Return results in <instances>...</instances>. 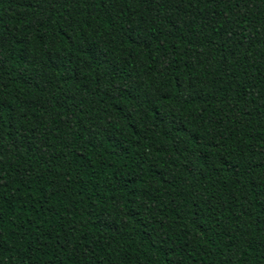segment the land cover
I'll list each match as a JSON object with an SVG mask.
<instances>
[{"label": "trees", "instance_id": "trees-1", "mask_svg": "<svg viewBox=\"0 0 264 264\" xmlns=\"http://www.w3.org/2000/svg\"><path fill=\"white\" fill-rule=\"evenodd\" d=\"M0 264H264V0H0Z\"/></svg>", "mask_w": 264, "mask_h": 264}]
</instances>
